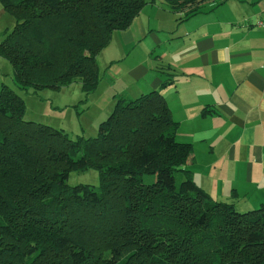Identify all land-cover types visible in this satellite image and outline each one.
<instances>
[{
  "label": "trees",
  "instance_id": "obj_1",
  "mask_svg": "<svg viewBox=\"0 0 264 264\" xmlns=\"http://www.w3.org/2000/svg\"><path fill=\"white\" fill-rule=\"evenodd\" d=\"M155 1L0 0L14 19L0 56L15 85L0 87V264H264V201L238 209L235 192L217 200L196 182L161 91L175 73L158 56L160 88L119 95L94 137L24 119L17 89L78 82L88 95L95 54ZM224 1L161 0L178 21ZM89 168L97 193L68 184Z\"/></svg>",
  "mask_w": 264,
  "mask_h": 264
},
{
  "label": "crops",
  "instance_id": "obj_2",
  "mask_svg": "<svg viewBox=\"0 0 264 264\" xmlns=\"http://www.w3.org/2000/svg\"><path fill=\"white\" fill-rule=\"evenodd\" d=\"M5 13L0 5L1 26ZM177 17L156 0L120 30L122 44L138 42L123 58L125 63L139 60L126 76L143 84L136 92L142 94L160 88L165 79L153 69L156 56L170 67L174 81L161 91L178 122L177 139L192 146L193 174L206 180L210 189L205 190L219 200L235 192L238 204L254 206L264 201V28L256 25L264 19L260 0H225L184 20ZM132 51L135 56L129 59ZM93 104L106 112L112 98L102 90Z\"/></svg>",
  "mask_w": 264,
  "mask_h": 264
},
{
  "label": "rangeland",
  "instance_id": "obj_3",
  "mask_svg": "<svg viewBox=\"0 0 264 264\" xmlns=\"http://www.w3.org/2000/svg\"><path fill=\"white\" fill-rule=\"evenodd\" d=\"M5 16L1 19V23H4V26L0 24V41L4 37L2 28L6 26L11 29L14 24V19L10 14L5 13ZM120 35L119 30L113 31L109 43L95 54L94 59L99 80L97 87L88 95L82 92L78 82H73L58 89L43 87L36 92H33L32 88L27 90L17 89V93L25 101L24 119L61 128L68 133L70 138H76L79 135L84 137L96 136L99 123L111 113L117 97L125 95L132 99L136 98L140 95V93H136L137 90L143 86V84L134 83L126 76V73H128L127 69L139 62V60H134L131 63L123 61L129 50L138 47V42H136L137 45H124L120 41ZM139 37L141 38V36ZM134 56L135 54L132 51L128 57L132 59ZM111 72L116 73L118 78L115 79ZM12 73L11 64L0 56V87L2 83L12 88L15 87ZM102 90L107 91L112 98V104L108 106L106 112L93 104V97ZM154 178V175L143 176V180L146 183L152 182ZM194 178L201 187L210 189L206 180L197 178L195 175ZM67 182L69 185L86 184L90 191L98 192V174L93 168L83 171H70ZM212 196L219 200L217 196ZM221 200L230 201L228 192L225 193L224 197L221 196ZM258 203L256 202L254 206ZM237 208L241 209V205L237 204Z\"/></svg>",
  "mask_w": 264,
  "mask_h": 264
},
{
  "label": "built area",
  "instance_id": "obj_4",
  "mask_svg": "<svg viewBox=\"0 0 264 264\" xmlns=\"http://www.w3.org/2000/svg\"><path fill=\"white\" fill-rule=\"evenodd\" d=\"M261 4H262V9L264 11V0H261ZM256 25L258 27H261V28H264V19H259L257 22H256Z\"/></svg>",
  "mask_w": 264,
  "mask_h": 264
}]
</instances>
